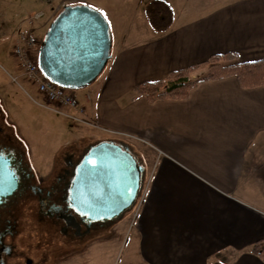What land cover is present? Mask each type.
<instances>
[{
    "label": "crops",
    "instance_id": "0c3cea01",
    "mask_svg": "<svg viewBox=\"0 0 264 264\" xmlns=\"http://www.w3.org/2000/svg\"><path fill=\"white\" fill-rule=\"evenodd\" d=\"M116 1L143 8L136 18L141 28L135 18L109 17ZM147 1L28 0L27 5L45 6L49 22L65 4L107 8L99 11L110 27V58L74 95L97 124L102 134L97 140L124 142L137 158L138 146H147L144 186L131 224L139 260L264 264L249 251L264 237V85L243 88L228 76L199 82L186 99L152 103L134 92L142 81L165 78L211 54L263 58L264 0H166L173 21L164 32L148 24ZM36 14L39 20L44 11L28 18ZM32 29L16 27L13 41Z\"/></svg>",
    "mask_w": 264,
    "mask_h": 264
},
{
    "label": "flooded vegetation",
    "instance_id": "af4514ba",
    "mask_svg": "<svg viewBox=\"0 0 264 264\" xmlns=\"http://www.w3.org/2000/svg\"><path fill=\"white\" fill-rule=\"evenodd\" d=\"M3 104L0 97V264H56L92 240L116 239L128 209L91 218L74 205L77 167L91 144L67 146L38 174Z\"/></svg>",
    "mask_w": 264,
    "mask_h": 264
},
{
    "label": "rangeland",
    "instance_id": "374dc122",
    "mask_svg": "<svg viewBox=\"0 0 264 264\" xmlns=\"http://www.w3.org/2000/svg\"><path fill=\"white\" fill-rule=\"evenodd\" d=\"M27 1L0 0V97L4 100L3 105L9 114L10 123L27 144L28 158H31L37 173L43 175L51 168L52 158L56 156L59 158L67 146H89L98 142L97 138L102 134L98 132L99 130L97 131L95 127L97 124L86 117L85 112L79 114L75 110L63 107L60 111L65 115L55 113L53 104L45 102L33 84L24 79L21 69L11 54L14 43L13 32L16 27L29 30L41 26L39 30L28 31L40 42L50 23L45 6L28 7ZM119 2L116 1L117 4L114 7L109 6L112 12L109 17L111 19L115 17L118 20H125L126 17H128L127 20L135 18V24L140 23L139 28H141V22L136 18H141L143 8L123 6ZM94 8L107 10V8ZM40 10L44 11L43 16L39 20V17L33 19L29 24L26 21L28 16ZM125 25L127 24L122 21L121 26ZM192 74L194 76L196 73ZM80 90L81 88L70 91L77 94ZM66 114H72L77 118L70 119L66 117ZM138 147L139 150L135 152L137 155L140 154L138 159L143 161L147 146ZM129 148L131 149L132 146ZM146 161L148 162L147 158ZM138 202L139 198L135 207L128 209L116 225V239L92 240L80 251H67L70 254L56 264H145L138 258L134 230L131 229L132 220H134L133 212Z\"/></svg>",
    "mask_w": 264,
    "mask_h": 264
},
{
    "label": "water",
    "instance_id": "95a60500",
    "mask_svg": "<svg viewBox=\"0 0 264 264\" xmlns=\"http://www.w3.org/2000/svg\"><path fill=\"white\" fill-rule=\"evenodd\" d=\"M106 17L84 3L65 4L50 22L38 48V65L52 82L83 88L110 58ZM145 168L127 144L112 139L91 144L78 164L74 205L91 218H109L132 208L145 181Z\"/></svg>",
    "mask_w": 264,
    "mask_h": 264
},
{
    "label": "trees",
    "instance_id": "16d2710c",
    "mask_svg": "<svg viewBox=\"0 0 264 264\" xmlns=\"http://www.w3.org/2000/svg\"><path fill=\"white\" fill-rule=\"evenodd\" d=\"M144 14L150 27L157 32L166 31L173 21V11L166 0L147 1ZM228 76H234L243 88L264 85V57L242 61L233 51L211 54L204 61L171 71L165 78L142 81L134 87V92L149 103L162 99H186L199 82ZM249 251L264 263V237L257 239Z\"/></svg>",
    "mask_w": 264,
    "mask_h": 264
},
{
    "label": "built area",
    "instance_id": "2783aa9c",
    "mask_svg": "<svg viewBox=\"0 0 264 264\" xmlns=\"http://www.w3.org/2000/svg\"><path fill=\"white\" fill-rule=\"evenodd\" d=\"M39 16V14H36L32 18H28V23H32L33 19ZM38 47L39 41L31 32L18 35L12 45L11 54L15 58L17 66L21 69L24 78L33 84L45 102L53 104L55 112L64 114L60 111V108L67 107L79 114H83L84 106L79 103L73 93L65 87L52 82L41 72L36 56ZM66 115L70 119L77 118L72 114Z\"/></svg>",
    "mask_w": 264,
    "mask_h": 264
},
{
    "label": "snow or ice",
    "instance_id": "6c2138e0",
    "mask_svg": "<svg viewBox=\"0 0 264 264\" xmlns=\"http://www.w3.org/2000/svg\"><path fill=\"white\" fill-rule=\"evenodd\" d=\"M89 7H92L91 5H89ZM100 11H103V10H100Z\"/></svg>",
    "mask_w": 264,
    "mask_h": 264
}]
</instances>
